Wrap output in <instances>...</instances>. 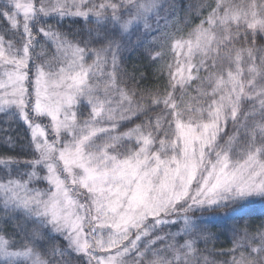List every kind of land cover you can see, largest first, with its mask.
<instances>
[{
	"label": "snow or ice",
	"instance_id": "6c2138e0",
	"mask_svg": "<svg viewBox=\"0 0 264 264\" xmlns=\"http://www.w3.org/2000/svg\"><path fill=\"white\" fill-rule=\"evenodd\" d=\"M0 20V264H264V0Z\"/></svg>",
	"mask_w": 264,
	"mask_h": 264
},
{
	"label": "trees",
	"instance_id": "16d2710c",
	"mask_svg": "<svg viewBox=\"0 0 264 264\" xmlns=\"http://www.w3.org/2000/svg\"><path fill=\"white\" fill-rule=\"evenodd\" d=\"M183 3L187 4V3H191L193 6H196L198 3L202 2V0H182ZM3 20H0V23L2 22ZM199 21L196 20V19H193V25L195 23H198ZM64 24H67L65 25V27L67 28L68 26H72L74 28H77L79 26L77 25H73L72 24V21L71 20H65ZM144 63V61L140 60V59H136V54L133 53L130 57H129V60L127 61L126 63V67L128 68L129 71L132 70V65L133 64H136V65H142ZM139 71H142V72H145L146 74H148L149 76H151V70L150 69H146L144 67H140L139 68ZM144 83H148V84H151V83H155V81L151 80V78L149 79V81L147 82H142V84ZM7 117L3 116V115H0V128H8L9 125L8 124H5V123H2L4 120H6ZM140 121L139 120H136L134 121V123H139ZM128 126V125H126ZM13 128H17L16 125H12ZM11 135H19L21 137V139H23L24 137V130L23 128H18V131L17 132H12V133H9ZM5 133L3 132H0V153H3L6 151V149L4 148L3 146V137H4ZM10 154H15V153H10ZM42 186V185H41ZM213 232L217 231V229L213 228L212 229ZM229 243H227V237L226 236H221L220 237V241H218L216 243V247L217 248H227L229 247Z\"/></svg>",
	"mask_w": 264,
	"mask_h": 264
},
{
	"label": "rangeland",
	"instance_id": "374dc122",
	"mask_svg": "<svg viewBox=\"0 0 264 264\" xmlns=\"http://www.w3.org/2000/svg\"><path fill=\"white\" fill-rule=\"evenodd\" d=\"M3 23H4V22L2 21V22L0 23V26H2ZM65 25H67V24H65ZM77 26H79V25H77ZM129 126H131V125H128V126H125V127H129ZM123 130H125V128H122V129H121V131H123ZM42 186H43V185H42Z\"/></svg>",
	"mask_w": 264,
	"mask_h": 264
}]
</instances>
